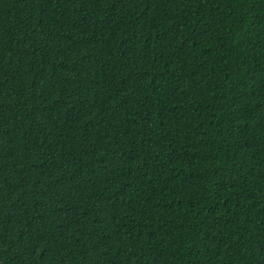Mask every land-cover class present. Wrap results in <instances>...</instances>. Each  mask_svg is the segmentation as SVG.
<instances>
[{"label": "trees", "instance_id": "trees-1", "mask_svg": "<svg viewBox=\"0 0 264 264\" xmlns=\"http://www.w3.org/2000/svg\"><path fill=\"white\" fill-rule=\"evenodd\" d=\"M0 264H264V0H0Z\"/></svg>", "mask_w": 264, "mask_h": 264}]
</instances>
